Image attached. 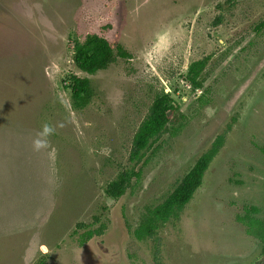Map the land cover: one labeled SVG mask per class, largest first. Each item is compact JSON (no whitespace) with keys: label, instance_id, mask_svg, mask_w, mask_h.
Segmentation results:
<instances>
[{"label":"rangeland","instance_id":"rangeland-1","mask_svg":"<svg viewBox=\"0 0 264 264\" xmlns=\"http://www.w3.org/2000/svg\"><path fill=\"white\" fill-rule=\"evenodd\" d=\"M90 35L118 55L94 75L73 63ZM70 75L91 82L85 108L63 88ZM162 94L181 119L137 163L134 136ZM218 136L189 203L137 241L142 215ZM263 150L264 0H0V264H264L241 223L264 215ZM131 172L123 196L105 194Z\"/></svg>","mask_w":264,"mask_h":264},{"label":"trees","instance_id":"trees-1","mask_svg":"<svg viewBox=\"0 0 264 264\" xmlns=\"http://www.w3.org/2000/svg\"><path fill=\"white\" fill-rule=\"evenodd\" d=\"M117 56L111 44L96 35L87 36L82 42H75L73 46V63L80 72L87 75L106 70L116 62ZM203 67L202 60L193 62L188 67L186 78L193 90L202 88V82L198 78ZM63 88L69 92L72 106L76 109L88 106L94 96L91 82L87 77L70 75ZM180 119L178 105L171 96L169 94L157 96L151 105L148 117L141 123L134 136L132 160L138 163L152 142L166 132L169 126L177 127ZM222 145L223 136H218L168 196L160 204L146 210L133 232L137 241L148 239L171 218L178 217L200 188L206 170ZM262 152L264 155V150ZM136 176L134 172L117 175L107 184L105 194L113 199L123 196L132 177ZM260 212L257 208L246 210L241 223L245 227L246 234L258 240L264 254V215L262 218H256ZM101 232L102 229L97 234Z\"/></svg>","mask_w":264,"mask_h":264},{"label":"clouds","instance_id":"clouds-1","mask_svg":"<svg viewBox=\"0 0 264 264\" xmlns=\"http://www.w3.org/2000/svg\"><path fill=\"white\" fill-rule=\"evenodd\" d=\"M54 131V128L45 123L42 125L40 132L37 135V138H35L32 142L33 149L39 151L42 148L47 147L48 140L47 137L50 136Z\"/></svg>","mask_w":264,"mask_h":264}]
</instances>
